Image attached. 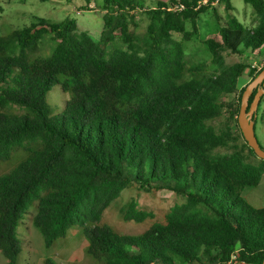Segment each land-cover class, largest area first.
Here are the masks:
<instances>
[{"label":"trees","instance_id":"trees-1","mask_svg":"<svg viewBox=\"0 0 264 264\" xmlns=\"http://www.w3.org/2000/svg\"><path fill=\"white\" fill-rule=\"evenodd\" d=\"M93 1L103 11L98 38L79 31L70 16L36 17L0 35V161L18 156L0 175L6 264L18 262L16 228L27 214L46 248L79 225L86 252L98 264H225L232 257L262 264L264 206H251L242 191L259 184L264 159H251L256 154L237 116L247 82L264 66L256 71L245 61L226 64L222 52L257 55L264 46V0H244L256 16L252 27L228 14L204 39L208 70L204 61L188 64L183 41L195 34L199 14L213 0H158L150 8L146 0ZM218 2L233 8L230 0ZM91 3L83 0L79 9ZM176 4L183 8L172 9ZM136 10L148 20L142 34L132 29ZM46 36L49 52L40 53ZM245 69L248 80L238 86ZM56 84L71 97L52 115L45 97ZM235 93L236 104L224 100ZM225 109L227 121L211 124ZM131 183L169 190L182 200L164 221L137 234L120 233L103 214ZM153 217L134 199L123 209L125 221ZM44 264L56 263L46 257Z\"/></svg>","mask_w":264,"mask_h":264},{"label":"rangeland","instance_id":"rangeland-1","mask_svg":"<svg viewBox=\"0 0 264 264\" xmlns=\"http://www.w3.org/2000/svg\"><path fill=\"white\" fill-rule=\"evenodd\" d=\"M157 1L146 0L145 8L155 6ZM82 2L83 0H0V35H8L13 30L28 25L36 17L46 18L49 21H60L66 16H70L76 19L79 31L86 30L94 38H98L102 27L103 11L97 8L98 5L96 1L94 4L93 0L89 9L80 10ZM230 3L233 7L231 10H227L223 2H214L211 7L199 14L197 31L189 40L183 41L185 58L188 64L204 61L208 63L206 69H209L210 54L205 49L203 41L217 32L219 26L225 24L228 14L235 16L246 27H252L256 24V16L250 4L245 3L244 0H230ZM133 14L135 24H132V29L142 34L148 20L141 11L136 10ZM186 28L192 30L189 22L186 23ZM173 35L177 38L180 36L178 33H173ZM45 38L46 41L41 45L40 53L49 52L51 42L48 41L47 36ZM259 52L257 55L248 53L239 56L224 50L222 55L226 64H233L237 61H245L249 64L262 57L260 54H264V46L259 49ZM247 71L245 69L239 76L238 86H243L247 82ZM237 96L238 93H235L224 97V100L230 101L234 105ZM70 97L71 92L69 89L62 90L60 85L56 84L47 92L45 104L52 115H57L62 111L65 101ZM259 102L255 113L254 132L260 147L264 149V93L261 95ZM227 115L228 111L225 109L221 116L211 120L210 123L216 127L222 126L227 121ZM230 124L232 130L236 132L237 129L232 120ZM237 141V143L242 142V138L238 137ZM219 150L227 151L226 148H219ZM251 159L257 162L259 158L255 155ZM17 161V155L9 160L0 161V175L11 169ZM242 197L255 208L264 206V174L257 186L243 189ZM131 199L137 202L138 209L151 211L154 217L147 218L142 222L125 221L123 219V209ZM181 200L180 196L169 190L152 189L145 191L135 183H131L104 211L103 220L120 233L137 234L144 231L153 221H164L165 214L170 206ZM30 210L34 213L35 203L30 205ZM31 216L32 214H27L16 228V235L20 239L21 245L17 264H44L46 257L52 258L56 264H98V261L86 252L87 240L79 225L71 227L64 238L57 239L51 247L46 248L41 233L32 224ZM237 263L233 262L232 264ZM0 264H6L1 253Z\"/></svg>","mask_w":264,"mask_h":264},{"label":"water","instance_id":"water-1","mask_svg":"<svg viewBox=\"0 0 264 264\" xmlns=\"http://www.w3.org/2000/svg\"><path fill=\"white\" fill-rule=\"evenodd\" d=\"M262 83L264 84V68L245 86L241 96L237 121L247 144L253 149L257 157L264 159V149L260 147L255 136L253 120L260 97L264 93V87H258V85H261ZM257 87L258 89L255 92L252 101L249 103L252 91ZM262 264H264V257Z\"/></svg>","mask_w":264,"mask_h":264},{"label":"built area","instance_id":"built-area-1","mask_svg":"<svg viewBox=\"0 0 264 264\" xmlns=\"http://www.w3.org/2000/svg\"><path fill=\"white\" fill-rule=\"evenodd\" d=\"M214 2H218V0H213V1H211V5L214 3ZM199 3V5L200 4H205V3H207V1L206 0H202V2H198ZM183 8V5L182 4H176V5H174V7L172 8V9H177V10H180V9H182ZM264 66V56H262L260 59H258V60H254L252 63H251V67L252 68H254L256 71L257 70H259V69H261L262 67ZM233 262H237V261H235L234 260V258L232 257V259L231 260H229L227 263H225V264H232Z\"/></svg>","mask_w":264,"mask_h":264},{"label":"crops","instance_id":"crops-1","mask_svg":"<svg viewBox=\"0 0 264 264\" xmlns=\"http://www.w3.org/2000/svg\"><path fill=\"white\" fill-rule=\"evenodd\" d=\"M260 53V52H258ZM261 56H264V54H260ZM242 86V85H241ZM237 264H246V263H243V262H238Z\"/></svg>","mask_w":264,"mask_h":264}]
</instances>
